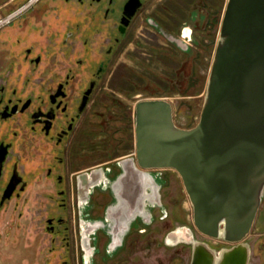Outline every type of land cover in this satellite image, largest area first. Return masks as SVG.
Returning a JSON list of instances; mask_svg holds the SVG:
<instances>
[{"label": "flooded vegetation", "instance_id": "obj_1", "mask_svg": "<svg viewBox=\"0 0 264 264\" xmlns=\"http://www.w3.org/2000/svg\"><path fill=\"white\" fill-rule=\"evenodd\" d=\"M226 1L43 0L0 26V212L43 207L37 221L50 240H63L84 264V225L104 218L120 164L129 167L133 156L135 105L148 99L146 73L126 71L123 86L111 68L124 56L147 70L163 42L185 55L200 46L211 62ZM127 4L136 8L130 18ZM138 223L132 231L141 234ZM171 224L169 231L184 225ZM87 236L98 264L108 236ZM212 242L217 251L229 247Z\"/></svg>", "mask_w": 264, "mask_h": 264}, {"label": "water", "instance_id": "obj_2", "mask_svg": "<svg viewBox=\"0 0 264 264\" xmlns=\"http://www.w3.org/2000/svg\"><path fill=\"white\" fill-rule=\"evenodd\" d=\"M128 5L126 18L136 11ZM120 166L104 218L84 225V264H93L95 253L87 234L104 231L111 258L139 221L150 225L157 208L165 214L162 170L179 175L193 227L206 238L194 239L183 226L167 233L165 244H190L189 264H249L246 238L264 197V0L226 1L194 126L177 125L165 99L139 101L133 156ZM208 240L229 247L217 251Z\"/></svg>", "mask_w": 264, "mask_h": 264}, {"label": "rangeland", "instance_id": "obj_3", "mask_svg": "<svg viewBox=\"0 0 264 264\" xmlns=\"http://www.w3.org/2000/svg\"><path fill=\"white\" fill-rule=\"evenodd\" d=\"M7 1L9 0H0V15L7 13L1 12V9L4 8L2 4ZM25 1L18 0L16 1L17 3L13 1V4L8 6L17 8ZM8 6H5V9L9 8ZM30 7L36 9L44 7L43 0L32 4ZM147 58L149 61L144 62L145 65L157 67L150 57ZM169 64V62L165 63L167 67H164V72L166 74H170ZM210 64L211 62H207V64L200 65L201 70L204 72V78L201 80L202 84L198 83L196 85L195 98H193L194 93H192L194 88L189 89L182 97L174 95L175 93H171L172 91L164 93L165 98H167L165 100L173 105V118L177 125L187 128L194 126L198 121L204 100ZM136 65L138 66V64ZM138 70L149 74V71L143 67L138 66ZM154 93L148 88V97L157 96ZM180 101L183 103H180ZM182 105L186 107H182ZM186 111H189L188 119L184 115ZM167 181V184L161 188V201L167 209V220L160 222L158 219L160 213L155 212L156 221L151 223L149 228L147 227L148 229L146 228L147 232L145 234L140 235L134 231H130L129 235L126 236L127 247L115 254V257L109 258V256L105 255L103 261H100L98 264L190 263V244L184 242H179L175 245L165 244L166 235L172 228L171 222L179 220L184 223V227L193 230L194 239L203 241L206 238L201 236L193 227L192 207L179 175L173 170H168ZM43 210V207H39L38 205H28L26 207L20 205L13 213L11 208L0 212V264H79L76 255L65 253V242L60 238L54 242L51 241V234H47L43 230L42 224L37 221L38 219L42 220ZM18 213H20L19 216ZM32 217L35 219L34 223H30ZM183 226H176V228ZM133 227L135 228V226ZM246 241L249 243L251 249L249 264H264V197ZM212 243L217 244L218 242L214 240ZM134 246L138 249L136 250L135 258L129 257L131 254L133 255Z\"/></svg>", "mask_w": 264, "mask_h": 264}, {"label": "crops", "instance_id": "obj_4", "mask_svg": "<svg viewBox=\"0 0 264 264\" xmlns=\"http://www.w3.org/2000/svg\"><path fill=\"white\" fill-rule=\"evenodd\" d=\"M13 1H15V3H17L16 1H18V0H9L6 3L2 4V6L4 8L1 9V12H8V11L15 9V8H12L13 6H11V7L8 6L10 4H13L12 3ZM5 6H8L9 8L5 9L6 8ZM202 15L203 14L199 15L200 19L202 18ZM185 31H186V29H185ZM214 31L215 30H213V32ZM188 32H189V30H188ZM188 32H187V34H189ZM182 40H185V39H182ZM181 45L183 46V44H181ZM161 46H162L163 54L161 56H159L161 59L158 60V62L156 63L157 72H155L154 75H150L148 73L146 75L147 91L149 88L151 90V92L152 91L155 92L154 94H156L157 96H151V97H148V99H157V98L158 99H167V98H165L164 93H169L170 91H172L171 93H175L174 95H177L178 97L180 95V97H182V95H185L187 93V91L191 88L192 89L194 88L192 90V93H194L193 98H195V96H196V94H195L196 85L198 83L202 84L201 80L204 78V75H203L204 72L201 70L200 65L201 64H207V62H205V55H207L206 50L201 48L200 46H194L193 50L190 53L185 55L184 53H182V50L175 51L174 49L169 48V46L164 42L161 44ZM130 47L132 48V45ZM207 47L209 49L210 45H208ZM168 62L170 63L169 64L170 74H166L164 72L165 71L164 67H167V66H165V63L167 64ZM118 63H120L121 67L120 66L116 67V65H115V66H113V68H111V71L114 72L113 77L115 78V80H114L115 84L118 83V84L124 86L122 79H124L125 76H127L126 71L138 70V66L136 65V63L132 62L128 58H125L124 56H121L119 58ZM123 65L125 68L123 67ZM145 66H146L147 70L153 68L151 66L149 67L148 65H145ZM180 103H183V102L180 101ZM182 107H186V106L182 105ZM172 108H173V105H172ZM185 113L186 114H184V115L188 119L189 111H186ZM193 116H195V115L193 114ZM160 172H161L160 174H161L162 178L165 180L164 185H166L168 182L167 181L168 170H162ZM101 208L102 207H99L97 209V212H99V210ZM163 209H164V213H165L164 216L168 215L167 209L165 206L163 207ZM137 226H139V223ZM148 226H144L145 229L140 231L141 234H145V232H147ZM107 241H108V237H107ZM133 250H134L133 255L131 254L129 257L135 258V253H136V250H138V249L136 246H134Z\"/></svg>", "mask_w": 264, "mask_h": 264}, {"label": "built area", "instance_id": "obj_5", "mask_svg": "<svg viewBox=\"0 0 264 264\" xmlns=\"http://www.w3.org/2000/svg\"><path fill=\"white\" fill-rule=\"evenodd\" d=\"M36 0H28L26 1L23 5H21L20 7H18L17 9H15L14 11H12L10 14L6 15V16H1L0 15V26L9 23L14 16L21 12L22 10H24L25 8L30 7L32 4L35 3Z\"/></svg>", "mask_w": 264, "mask_h": 264}, {"label": "bare ground", "instance_id": "obj_6", "mask_svg": "<svg viewBox=\"0 0 264 264\" xmlns=\"http://www.w3.org/2000/svg\"><path fill=\"white\" fill-rule=\"evenodd\" d=\"M83 259H84V261H85L86 263H88V255L85 256V257H83Z\"/></svg>", "mask_w": 264, "mask_h": 264}]
</instances>
